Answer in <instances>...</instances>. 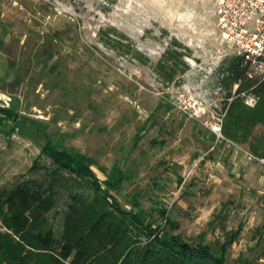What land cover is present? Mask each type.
<instances>
[{
  "label": "rangeland",
  "instance_id": "rangeland-1",
  "mask_svg": "<svg viewBox=\"0 0 264 264\" xmlns=\"http://www.w3.org/2000/svg\"><path fill=\"white\" fill-rule=\"evenodd\" d=\"M214 1L0 0V187L31 177L35 162H50L46 132L85 156L100 181L122 166L130 175L117 197L124 209L160 208L178 223L173 232L162 223L159 236L212 243L219 233L194 219L227 205L226 229L241 227L227 264H263L256 230L264 228V173L248 174L243 147L224 152L211 138L224 96L215 70L226 58ZM110 28L147 63L104 45L100 32ZM173 40L188 52L181 84H165L153 70ZM64 200L49 214L56 232Z\"/></svg>",
  "mask_w": 264,
  "mask_h": 264
},
{
  "label": "trees",
  "instance_id": "trees-1",
  "mask_svg": "<svg viewBox=\"0 0 264 264\" xmlns=\"http://www.w3.org/2000/svg\"><path fill=\"white\" fill-rule=\"evenodd\" d=\"M100 35L112 50L147 63L140 52L123 44L127 38L114 29ZM187 55L173 40L153 70L163 83L181 84ZM215 75L216 85L224 92L217 113L222 140L243 147L252 159L264 160V76L242 55L224 58ZM248 98L253 100L251 106L245 104ZM1 112L23 131L13 114ZM40 137L50 162H35L31 177L0 187V264H227L228 250L240 232V227L226 230L227 205L222 204L206 224L220 235L212 243L205 244L203 236L194 245L173 233L159 236L162 223L171 232L179 229L178 223L160 208L151 213L134 203L129 211L124 209L117 197L130 175L122 166H113L100 181L85 156L46 132ZM63 198L56 232L49 214ZM256 238L263 242L258 260L264 258V232L256 231ZM239 264L255 263L242 259Z\"/></svg>",
  "mask_w": 264,
  "mask_h": 264
},
{
  "label": "built area",
  "instance_id": "built-area-1",
  "mask_svg": "<svg viewBox=\"0 0 264 264\" xmlns=\"http://www.w3.org/2000/svg\"><path fill=\"white\" fill-rule=\"evenodd\" d=\"M212 16L224 57L242 55L255 71L264 76V1L262 0H215ZM253 100H245L251 106ZM219 123V122H218ZM216 139L222 140L219 125L211 129ZM226 144L234 146L230 142ZM247 160L255 163L264 173V160ZM0 227V231H1Z\"/></svg>",
  "mask_w": 264,
  "mask_h": 264
},
{
  "label": "crops",
  "instance_id": "crops-1",
  "mask_svg": "<svg viewBox=\"0 0 264 264\" xmlns=\"http://www.w3.org/2000/svg\"><path fill=\"white\" fill-rule=\"evenodd\" d=\"M211 138H214V134H212V133H211ZM217 143H218L217 148L219 147V148L223 149L222 151L226 152L227 150H231V148H226L225 149V146L226 145L228 146V144H226V142L224 140L218 141ZM245 154H247V153H245ZM247 170H248V174L254 175V173H258L259 175H261V177H263L261 169H259V166L256 165L253 162H251L250 166L247 167ZM259 181H261V180H258V182ZM214 209H215V205L209 206V208H207L205 210L204 215H202V217L204 216V220L201 222L200 221L201 220V215H197L196 218L194 219V223H200L201 224L200 226H202L203 224L207 223L209 217L211 216L210 214L212 213V211ZM238 227H240V226L238 225L235 229H237ZM226 230H229V229H226ZM256 231L263 233L264 232V228L263 229H257ZM262 259H264V258H262ZM263 264H264V261H263Z\"/></svg>",
  "mask_w": 264,
  "mask_h": 264
},
{
  "label": "water",
  "instance_id": "water-1",
  "mask_svg": "<svg viewBox=\"0 0 264 264\" xmlns=\"http://www.w3.org/2000/svg\"><path fill=\"white\" fill-rule=\"evenodd\" d=\"M262 1H264V0H262Z\"/></svg>",
  "mask_w": 264,
  "mask_h": 264
}]
</instances>
